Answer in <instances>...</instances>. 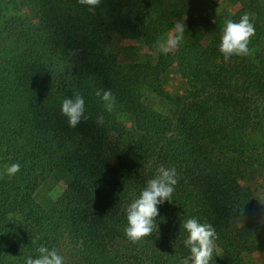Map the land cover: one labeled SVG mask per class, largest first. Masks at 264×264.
Here are the masks:
<instances>
[{"label": "trees", "instance_id": "1", "mask_svg": "<svg viewBox=\"0 0 264 264\" xmlns=\"http://www.w3.org/2000/svg\"><path fill=\"white\" fill-rule=\"evenodd\" d=\"M222 1L175 50L123 64L114 35L153 50L185 0H101L95 14L78 0H0V264H26L41 246L64 264L68 248L78 264H181L193 217L218 234L210 264L264 263V199L251 185H264V0ZM245 13L250 52L225 62L224 22ZM172 68L173 91L162 83ZM97 89L114 94L111 112ZM75 94L89 118L72 128L61 109ZM161 165L178 173L172 201L132 242L125 209Z\"/></svg>", "mask_w": 264, "mask_h": 264}, {"label": "clouds", "instance_id": "2", "mask_svg": "<svg viewBox=\"0 0 264 264\" xmlns=\"http://www.w3.org/2000/svg\"><path fill=\"white\" fill-rule=\"evenodd\" d=\"M82 5L88 6V10L95 14L101 0H78ZM251 14L245 13L239 22L226 19L222 30L220 52L225 62L232 56H247L250 52L248 47L250 39L255 35V26L250 19ZM176 21L169 30L165 39L157 41L158 50L167 55L175 50L184 40L186 31L185 21ZM95 95L100 97L107 111L111 112L115 106L116 98L110 89H97ZM62 114L68 118V124L76 128L82 121L89 117L85 115V100L80 94L73 98H65L62 102ZM103 123V116L97 118ZM21 170L20 163H12L6 168V174L14 176ZM178 183V173L175 168H166L161 165L158 174L147 181L146 187L140 196L132 201L125 209L128 226L125 228L126 237L132 242H138L153 234L157 229L156 218L159 216L158 205L165 201H172L175 186ZM181 227L187 232L183 243L190 250V255L181 261V264H210L216 248L218 234L215 227L210 223H201L198 218H189ZM38 258L28 257L26 264H64V257L58 250L41 246L38 249Z\"/></svg>", "mask_w": 264, "mask_h": 264}, {"label": "rangeland", "instance_id": "3", "mask_svg": "<svg viewBox=\"0 0 264 264\" xmlns=\"http://www.w3.org/2000/svg\"><path fill=\"white\" fill-rule=\"evenodd\" d=\"M185 3L188 12L180 21H183L186 18L184 21L186 26H188L189 21L199 19V17L203 15H210L213 19H215L217 15L225 9L224 2L222 0H185ZM176 21H178V19H175L173 24H175ZM167 33L159 38L158 41L165 39ZM113 50L117 54L119 62L123 64L141 61L143 58H147L149 55L153 62H156L159 53L157 47L151 50L147 46L143 45L140 41L124 38L120 34L114 35ZM178 81L179 74L174 68L169 69L162 75L163 85L171 91L176 88ZM251 185L255 188L257 197L264 199V185L260 187L255 182H251ZM35 198L37 202L42 204L44 207H49L51 205L53 195H51L50 191L45 186H42L37 189ZM262 231L264 232V223H262ZM67 246L69 247L70 245ZM72 251L73 249L71 250L70 248L67 250L69 264H78V262L72 256ZM255 264H264L262 258L257 254Z\"/></svg>", "mask_w": 264, "mask_h": 264}, {"label": "crops", "instance_id": "4", "mask_svg": "<svg viewBox=\"0 0 264 264\" xmlns=\"http://www.w3.org/2000/svg\"><path fill=\"white\" fill-rule=\"evenodd\" d=\"M263 219H264V216L262 217V221H261V223H264V222H263Z\"/></svg>", "mask_w": 264, "mask_h": 264}]
</instances>
